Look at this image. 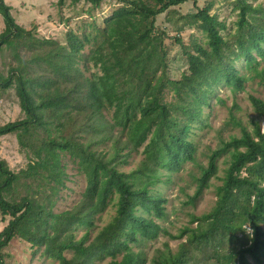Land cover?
Returning a JSON list of instances; mask_svg holds the SVG:
<instances>
[{
	"label": "trees",
	"instance_id": "trees-1",
	"mask_svg": "<svg viewBox=\"0 0 264 264\" xmlns=\"http://www.w3.org/2000/svg\"><path fill=\"white\" fill-rule=\"evenodd\" d=\"M85 1L95 9L103 2ZM119 1L104 27L91 13L61 41L39 37L37 27L18 25L12 7L0 0L6 26L0 53L8 50L16 62L6 75L0 69V92L15 89L24 114L0 125V138L16 135L33 158L18 173L0 159V218L7 222L0 232V264L5 261L3 250L17 237L43 246V255L59 264L108 259V264H252L250 259L263 264L264 131L257 120L251 131L234 116L241 134L223 139L211 151L191 196L197 201L211 187L219 159L227 156L215 206L193 215L190 225L173 237L185 238L176 250L166 243L149 259L147 248L169 234L159 223L168 218V200L153 194L163 183L161 171L176 173L196 163L191 135L195 124L204 123V110L216 90L225 85L235 96L245 91L248 79L236 62L243 59L248 69L257 71L259 58H264V6L234 0L239 20L236 33L228 37L221 33L225 22L211 13L214 1L180 15L207 42L176 38L188 70L171 78L166 32L157 27V18L191 0ZM89 64L101 74L86 76ZM167 89L173 92L170 102L165 100ZM250 101L264 117V100L250 96ZM140 153L144 157L139 165L126 171ZM66 155L87 184L76 205L56 213L68 177L62 163ZM21 186L27 188L24 196L19 195ZM112 205L115 215L93 235ZM82 228L86 231L78 237Z\"/></svg>",
	"mask_w": 264,
	"mask_h": 264
},
{
	"label": "rangeland",
	"instance_id": "rangeland-1",
	"mask_svg": "<svg viewBox=\"0 0 264 264\" xmlns=\"http://www.w3.org/2000/svg\"><path fill=\"white\" fill-rule=\"evenodd\" d=\"M208 1H214L211 13L218 15L219 20L225 22L226 29L221 32L222 35L228 37L230 34L236 33L239 11L234 8V0H191L175 7L176 12L170 14L169 11H166L159 15L156 25L166 32L165 44L169 51V75L171 78H177L181 73L188 70L183 49L177 43L176 38L180 37L185 43H189L193 38L200 40L203 44L207 42L206 35L198 28L184 24L180 15L196 12L198 7L203 8ZM248 2L254 6H264V0H248ZM5 3L12 7L11 13L18 25L27 29L37 27L39 37L55 38L61 41H64L65 35L70 29H75L83 20H89L91 13H94L93 17L96 18L98 24L104 27L105 20L122 4L119 0H103L101 7L95 9L92 8L91 3L85 0L77 2L64 0L63 5L60 4V0H5ZM5 28L4 19L0 14V34L4 32ZM88 52L89 47L86 49V53ZM259 60L260 64L257 71L248 69L243 59L236 62L237 69L248 79L245 91L235 96L230 88L221 85L216 90V96L212 98L210 105L204 110V123L195 124L191 139L197 147L196 163H187L181 171L176 173L161 171L163 183L153 188V194H160L168 200L166 204L168 218L159 223L169 231V234H162L151 243L150 247L147 248L149 259L154 256L157 249H163L166 243L173 250H176L185 238L181 240L173 237L179 235L185 226L190 225L193 215L199 216L207 213L215 206L217 186L222 184L225 169L228 167L227 156L219 159V171L217 176L212 179L211 187L206 189L197 201H191V196L197 189L195 179L200 176L202 167L208 165L211 151L216 149L223 139L228 140L231 136L241 134V128L232 122V117L234 116L239 123L251 131L253 130L252 121L257 120L264 131V117L254 110L250 101V96L264 100V58H259ZM10 64H16L10 52L7 50L0 53V69L4 75L7 74ZM94 73L101 74V71L89 64L86 76L90 77ZM172 97V90L167 89L165 100L170 102ZM22 118H24V114L15 89L0 92V125ZM143 157L142 153L135 154L131 159V164L125 166L124 169L126 171L134 169ZM0 159L7 162L11 171L18 173L20 170L26 169L33 158L20 147L16 135L10 134L0 138ZM62 163L68 177L66 187L61 191L55 204L54 211L56 213L76 205L87 184L85 175L81 173L78 165L69 156H63ZM26 192L27 188L19 187L20 196L26 195ZM114 215L115 207L112 205L101 216L97 226L92 231L93 235H96ZM6 224L7 222L4 223V226ZM85 231V228L80 229L78 237H81ZM247 233H251L248 226ZM43 249V246L35 247L24 239L14 238L3 250L6 254L4 264H59L58 261L44 256ZM70 255L71 253L67 254L68 257ZM109 261L110 259L100 264H108ZM250 261L255 264L253 259Z\"/></svg>",
	"mask_w": 264,
	"mask_h": 264
},
{
	"label": "crops",
	"instance_id": "crops-1",
	"mask_svg": "<svg viewBox=\"0 0 264 264\" xmlns=\"http://www.w3.org/2000/svg\"><path fill=\"white\" fill-rule=\"evenodd\" d=\"M3 228H4V224L2 223L1 218H0V232L3 230Z\"/></svg>",
	"mask_w": 264,
	"mask_h": 264
}]
</instances>
